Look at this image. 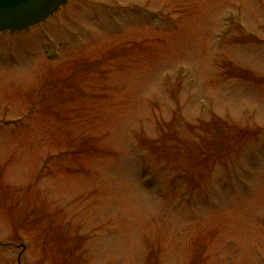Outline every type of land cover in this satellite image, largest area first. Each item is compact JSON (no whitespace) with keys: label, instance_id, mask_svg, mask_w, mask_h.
<instances>
[{"label":"rangeland","instance_id":"obj_1","mask_svg":"<svg viewBox=\"0 0 264 264\" xmlns=\"http://www.w3.org/2000/svg\"><path fill=\"white\" fill-rule=\"evenodd\" d=\"M0 264H264V0L0 32Z\"/></svg>","mask_w":264,"mask_h":264},{"label":"water","instance_id":"obj_2","mask_svg":"<svg viewBox=\"0 0 264 264\" xmlns=\"http://www.w3.org/2000/svg\"><path fill=\"white\" fill-rule=\"evenodd\" d=\"M67 0H0V32L23 31L52 15Z\"/></svg>","mask_w":264,"mask_h":264}]
</instances>
